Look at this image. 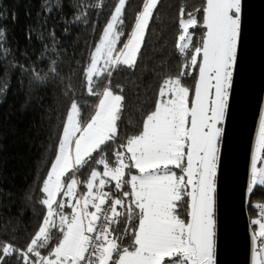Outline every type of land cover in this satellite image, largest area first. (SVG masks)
I'll list each match as a JSON object with an SVG mask.
<instances>
[{
	"label": "snow or ice",
	"instance_id": "1",
	"mask_svg": "<svg viewBox=\"0 0 264 264\" xmlns=\"http://www.w3.org/2000/svg\"><path fill=\"white\" fill-rule=\"evenodd\" d=\"M127 2L117 0L86 66V91L98 98L94 114L82 123L78 103L69 105L54 162L41 181V224L23 249L0 242V264H217L218 180L246 0L181 8L178 48L185 63L163 80L133 135L122 133L125 97L112 78L136 69L161 0H143L121 43ZM91 7L103 8L104 0ZM77 19L86 23L87 13L81 10ZM197 28L203 36L190 47L189 29ZM0 55H7L2 46ZM49 75L58 77L54 67ZM34 79L48 77L34 73ZM98 83L103 91L94 90ZM257 190H264V107L245 195ZM254 207L260 218L252 221L259 229L252 237L253 264H264V203Z\"/></svg>",
	"mask_w": 264,
	"mask_h": 264
},
{
	"label": "trees",
	"instance_id": "2",
	"mask_svg": "<svg viewBox=\"0 0 264 264\" xmlns=\"http://www.w3.org/2000/svg\"><path fill=\"white\" fill-rule=\"evenodd\" d=\"M98 2L0 0V46L7 53L0 55V242H11L23 249L40 226L45 214L40 203L41 181L54 162L69 105L78 103L82 123L95 111L98 98L86 91L85 71L117 0H104L103 8L91 7ZM142 3L143 0H128L121 43L130 34ZM203 3L204 0H161L136 69L113 75V88L121 85L125 97L122 133L133 135L139 131L163 80L180 73L185 63L178 48L182 33L180 10L194 11ZM81 5L87 7L82 9ZM81 10L87 13L86 23L77 19ZM197 18L200 19L198 13ZM190 30V47L198 46L204 30ZM52 67L58 73L55 79L49 75ZM34 73L48 79L37 82ZM184 82L189 87L194 84L191 77H185ZM104 87V83H98L94 90L100 92ZM87 175L85 172L80 179L86 180ZM260 201H264V190H257L249 198L251 224L257 217L254 205Z\"/></svg>",
	"mask_w": 264,
	"mask_h": 264
},
{
	"label": "water",
	"instance_id": "3",
	"mask_svg": "<svg viewBox=\"0 0 264 264\" xmlns=\"http://www.w3.org/2000/svg\"><path fill=\"white\" fill-rule=\"evenodd\" d=\"M264 107V0H246L243 39L217 193V264H253L245 195L251 181L258 120Z\"/></svg>",
	"mask_w": 264,
	"mask_h": 264
},
{
	"label": "built area",
	"instance_id": "4",
	"mask_svg": "<svg viewBox=\"0 0 264 264\" xmlns=\"http://www.w3.org/2000/svg\"><path fill=\"white\" fill-rule=\"evenodd\" d=\"M259 203H264V201H260V202H258V203H256V204H259ZM256 211H257V217H256V219H258V218H260V217H259V215H258V210H257V208H256Z\"/></svg>",
	"mask_w": 264,
	"mask_h": 264
},
{
	"label": "rangeland",
	"instance_id": "5",
	"mask_svg": "<svg viewBox=\"0 0 264 264\" xmlns=\"http://www.w3.org/2000/svg\"><path fill=\"white\" fill-rule=\"evenodd\" d=\"M189 32L192 33V31L189 29ZM182 34V33H181ZM180 43V42H179ZM178 171V170H177ZM259 229H256L255 232L258 233Z\"/></svg>",
	"mask_w": 264,
	"mask_h": 264
},
{
	"label": "crops",
	"instance_id": "6",
	"mask_svg": "<svg viewBox=\"0 0 264 264\" xmlns=\"http://www.w3.org/2000/svg\"><path fill=\"white\" fill-rule=\"evenodd\" d=\"M93 114H94V113H93ZM93 114H92V115H93Z\"/></svg>",
	"mask_w": 264,
	"mask_h": 264
},
{
	"label": "flooded vegetation",
	"instance_id": "7",
	"mask_svg": "<svg viewBox=\"0 0 264 264\" xmlns=\"http://www.w3.org/2000/svg\"><path fill=\"white\" fill-rule=\"evenodd\" d=\"M257 246V245H256Z\"/></svg>",
	"mask_w": 264,
	"mask_h": 264
}]
</instances>
